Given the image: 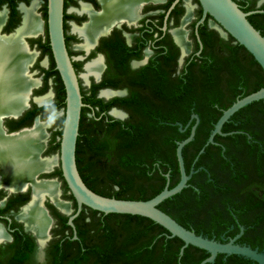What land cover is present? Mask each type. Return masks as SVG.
I'll list each match as a JSON object with an SVG mask.
<instances>
[{"label": "flooded vegetation", "instance_id": "af4514ba", "mask_svg": "<svg viewBox=\"0 0 264 264\" xmlns=\"http://www.w3.org/2000/svg\"><path fill=\"white\" fill-rule=\"evenodd\" d=\"M33 1H39L37 14L44 25L37 36L27 35L32 37H26V46L25 36L20 39L26 54L24 86L19 92L23 104L0 112V135L8 139L28 136L37 122L42 124L34 156L40 162H55L34 181L53 182L56 191L42 195L37 202L45 218L42 224L29 215L36 195L33 184L0 182V264H96L99 262L86 253L93 245L92 209L83 206L73 227L69 223L78 206L60 174V162L54 158L60 154L56 147L61 141L56 133L63 129L60 119H54L49 128L44 126L52 113L47 115L45 108L54 105L59 94L57 76L47 75L52 60L46 48L44 10L39 11L43 1L0 0V14L5 12L0 38L16 33L23 24L22 8ZM113 1L65 0V41L82 99L94 97L106 104L101 112L83 102L87 119L100 112L106 129L115 121L121 122L115 128L132 134L154 129V139L166 144L163 156L153 163L152 181L156 180L155 188L162 187L161 191L167 184L173 188L180 182L177 147L197 124L193 141L182 151L186 174L194 173L179 193L191 197L194 204L184 202L176 207L167 202L164 211L196 235L264 252V99L236 112L210 142L224 111L264 87L262 67L230 35L224 38L210 15L200 22L203 11L198 0H130L126 6ZM251 2L253 9L247 12L264 10V0ZM109 6H113L109 13L103 14ZM261 15L250 16H255V25L264 31ZM93 22L96 27L89 30ZM177 34L182 35V42ZM94 63L98 64L95 74L89 72ZM47 95H51L49 106L38 101ZM7 113L10 116L4 117ZM174 157L176 165L166 173ZM61 205H66L65 209ZM80 231L84 237L79 236ZM172 239L183 247L180 239ZM185 250L188 260L209 257L208 252L193 246ZM213 264L257 263L218 254Z\"/></svg>", "mask_w": 264, "mask_h": 264}, {"label": "trees", "instance_id": "16d2710c", "mask_svg": "<svg viewBox=\"0 0 264 264\" xmlns=\"http://www.w3.org/2000/svg\"><path fill=\"white\" fill-rule=\"evenodd\" d=\"M42 1L47 23V0ZM238 5L244 12L253 9L251 0H242ZM255 16H249L248 20L264 36V31L253 21ZM231 39L236 42L232 37ZM222 42L229 44L224 40ZM46 48L52 60L47 75L57 76L59 94L58 101L45 108L49 115L53 111L66 108V91L56 69L49 37ZM83 102L98 107L101 112L106 109V104L101 99L83 97ZM110 105H113V102ZM87 110L86 106L82 109L76 149L77 166L86 185L100 195L116 199L146 201L158 195L162 187L155 188L156 180L152 181L155 173L153 163L159 155L163 156V146L166 144L154 139L157 134L155 130L145 128L132 134L115 128L121 124L119 121L113 122L110 128L106 129L103 122L105 117L97 112L93 119L88 120ZM58 124L63 128L64 118L60 119ZM56 134L61 136L62 131ZM56 147L60 149V143ZM175 165L176 157L173 161L170 159L165 172ZM167 202L176 207L184 202L194 204L191 197L184 198V195L179 194L163 202L159 206L162 211L165 210L163 205ZM92 212L94 215L90 227L94 232L90 237L93 245L86 253L92 256L95 262H99L96 264H184L185 261L189 264H200L203 260V257L199 260H188L189 254L185 250L180 262L182 245L174 243L167 230L147 218L123 214L106 215L95 210ZM83 233L80 231L79 236L84 237Z\"/></svg>", "mask_w": 264, "mask_h": 264}, {"label": "water", "instance_id": "95a60500", "mask_svg": "<svg viewBox=\"0 0 264 264\" xmlns=\"http://www.w3.org/2000/svg\"><path fill=\"white\" fill-rule=\"evenodd\" d=\"M198 2L203 11V18L200 22H203L205 18L210 15L217 23L221 35L224 38H227L228 35L234 38L238 44L243 46L254 57L264 71V36L248 20V17L252 14H264V10L258 9L253 12H244L235 0H198ZM262 3L263 1L259 5L261 6ZM64 8L65 0H47L48 37L56 69L60 74L66 91V108L61 110L62 118L64 117V126L60 141V154L55 155L54 158L56 162H60L63 178L78 206L77 213L69 219L70 225L73 227V220L81 212L83 206L106 215L123 214L140 216L163 227L170 233V238L176 237L180 239L184 243L180 250L181 256L189 246L208 252L209 257L200 264H213L218 254L227 256L237 255L250 259L257 264H264V252H259L258 249L253 250L246 246L234 245L233 243L219 244L203 236L196 235L193 231L180 225L174 218L159 208L163 202L181 193L187 187V182L194 173L191 172L189 175L186 174L182 151L185 145L193 141L197 124L193 127L191 136L182 143H179L177 147L181 180L175 187L169 188L167 184L164 190L154 198L140 201L106 197L96 193L86 185L80 175L76 160L77 140L79 137L81 112L84 104L79 78L66 46ZM41 21L44 25L42 18ZM19 28L16 29V32ZM10 36L11 35L5 34L3 38ZM26 37L29 38L32 36L23 37L25 46L27 45ZM263 99L264 87L238 100L229 109L224 111L215 125L214 132L210 137V142H213V137L216 134H221L223 125L227 123L236 112ZM51 104L52 102L46 105L49 106ZM57 113L61 112L53 111L45 122H48L51 117ZM9 116L10 113L4 115V117ZM2 119L3 118L0 119V125ZM38 124L37 122L36 125ZM48 172L49 170L39 171L34 176V179L36 180L40 174Z\"/></svg>", "mask_w": 264, "mask_h": 264}, {"label": "bare ground", "instance_id": "6f19581e", "mask_svg": "<svg viewBox=\"0 0 264 264\" xmlns=\"http://www.w3.org/2000/svg\"><path fill=\"white\" fill-rule=\"evenodd\" d=\"M130 0H114L113 4L126 6ZM114 6V5H113ZM105 7L103 14L109 13L110 8ZM39 3L33 2L28 8L23 7V24L17 32L10 38H0V112L16 110L23 104V97L19 92L23 90V66L25 61V51L20 39L27 35H37L41 32L43 23L40 15L37 14ZM5 18V12L0 14V29ZM96 24L93 22L88 29L93 30ZM178 42H182V35L177 34ZM32 56V55H31ZM32 60V57H30ZM97 63L89 66L90 73H97ZM33 85V81L30 82ZM103 95H109L104 93ZM39 102L50 104L51 95L45 96ZM59 116L54 114L51 119L44 124L49 127ZM42 133V124L36 125L35 129L27 136L21 134L17 138H3L0 135V182L18 186L19 183L30 181L35 190V199L30 206L29 215L34 217L37 222H45L44 215L39 209L38 200L44 194L54 195L56 184L53 182H35L34 176L39 171H45L54 164V160L40 162L37 160L35 152L39 148V137ZM66 205H61L65 209Z\"/></svg>", "mask_w": 264, "mask_h": 264}, {"label": "rangeland", "instance_id": "374dc122", "mask_svg": "<svg viewBox=\"0 0 264 264\" xmlns=\"http://www.w3.org/2000/svg\"><path fill=\"white\" fill-rule=\"evenodd\" d=\"M43 8H44V3L43 2H41V5H40V9H39V11H42L43 10ZM41 13V12H40ZM61 113H60V116H58V118L54 121V122H56L57 120H59V119H61L62 118V111H60ZM54 124V123H53ZM52 124V125H53ZM58 155V154H57Z\"/></svg>", "mask_w": 264, "mask_h": 264}]
</instances>
